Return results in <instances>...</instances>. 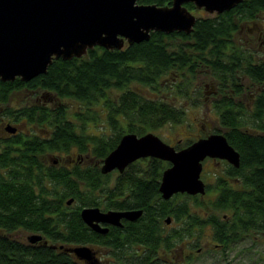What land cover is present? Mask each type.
Segmentation results:
<instances>
[{
	"label": "trees",
	"instance_id": "trees-1",
	"mask_svg": "<svg viewBox=\"0 0 264 264\" xmlns=\"http://www.w3.org/2000/svg\"><path fill=\"white\" fill-rule=\"evenodd\" d=\"M251 20L264 26V0H241L220 13L197 16L189 32L153 30L148 39L124 48L95 45L82 56L55 58L45 72L28 80L0 79L1 102L21 88L42 97L40 102L29 99L15 110H6L12 121L30 129L15 130L0 140V264H67L61 251L17 238L14 231L19 228L39 232L53 242L80 243L89 238L79 215L83 206L139 204L149 212L168 162L141 157L109 183L111 171H100L101 160L125 132L142 134L181 122L185 106L166 100L163 91L183 99L194 95L198 97L194 104H199L207 76L219 87L214 106L219 126L239 151V165L231 166L228 173L238 180L229 185L218 176L214 196L208 200L211 211L206 216L189 213L181 225L189 232L192 225L211 223L214 238L223 247L237 242L242 233L264 235V86L249 106L242 95L235 97L246 87L243 76L252 82L264 80V58L249 46L229 45L236 43L233 37L239 23ZM165 75L176 81L173 86H160ZM99 121L103 122L100 128ZM54 152L66 154L58 157L63 163L54 160ZM124 180L134 183L126 185ZM125 191L133 199L119 200ZM69 197H73L72 207L65 203ZM167 212L166 208L149 214L150 230L158 223L155 218Z\"/></svg>",
	"mask_w": 264,
	"mask_h": 264
},
{
	"label": "water",
	"instance_id": "water-1",
	"mask_svg": "<svg viewBox=\"0 0 264 264\" xmlns=\"http://www.w3.org/2000/svg\"><path fill=\"white\" fill-rule=\"evenodd\" d=\"M240 1L171 0L170 4H157L137 0H0V79L28 80L45 72L55 58L82 56L95 45L119 48L124 39L129 43L148 39L153 30L189 32L197 15L187 8L186 2L208 13H220ZM6 128L15 131L17 127L7 124ZM206 155L225 158L234 166L240 162L239 151L223 132L209 133L176 148L153 131H128L102 158L100 171H122L138 158L156 157L169 162L159 180L162 197L168 198L176 191L203 195L205 183L200 172ZM72 200L69 197L66 202ZM140 213L141 209L102 211L98 206L80 209L83 221L102 231L106 228H101L96 220L119 222L123 215L135 218ZM27 238L41 241L43 235L32 232ZM43 242L47 240L44 238ZM67 249L90 263L94 261V252L87 245Z\"/></svg>",
	"mask_w": 264,
	"mask_h": 264
},
{
	"label": "flooded vegetation",
	"instance_id": "flooded-vegetation-1",
	"mask_svg": "<svg viewBox=\"0 0 264 264\" xmlns=\"http://www.w3.org/2000/svg\"><path fill=\"white\" fill-rule=\"evenodd\" d=\"M259 28L260 26L256 23V21L251 20L248 22L244 21L239 23V28L237 29L236 34L233 37V39L236 40V43L235 44L230 43L229 45L230 46L243 45L244 47L249 46L251 47V49L254 48L256 50L255 55L257 57L264 58V53L261 55L260 50H258L259 45H257L258 48H255L254 46L255 42L260 40L259 44L262 45L263 47L262 51H264V31H262V29ZM242 31H244V35L240 34ZM132 43H129L126 39H124L122 45L119 48L127 47ZM171 78H172L171 75H165L163 80L161 81L160 86H173V83H175L176 81ZM241 83L242 86H256L254 93L260 91L261 86H264V80L258 82L256 81L252 82L251 80H247L245 76H243ZM207 84L208 86H210L209 89H207ZM202 87L201 90L203 93L202 95L203 98L205 100H209L211 104L210 109L216 111L217 114L215 113L214 121L212 120L209 121V119H207L206 117L207 116L206 112H203L200 118L196 120L198 122V126L201 127V132L199 135L196 136V138L201 136H206L212 132H223L218 127H215L217 126V124L219 126L218 111L214 107L215 101L218 99V97H220L219 87L217 86L216 82L213 83L212 79L206 81L205 78L203 79ZM26 91L27 93H29V96L33 95L36 97V99H38L40 96L38 92L34 93V91H30V90H26ZM14 92H12V94ZM163 92H162L163 93L162 96L172 104H177L181 98L176 93L169 94L167 90H164ZM253 95L255 96V94ZM196 98L198 97H195L194 95H190V98L187 97L185 99H187L189 103L194 104V100H196ZM11 99L12 97H9V99L6 102L0 101V140H3L2 137L5 138L15 133V131L7 130L6 128L7 124L15 125L17 127L16 130H19V127L21 126L18 122L12 121L11 117L7 116L8 114L6 110H8L7 108L11 109L10 106L8 105ZM28 101H26L25 103H28ZM249 101H251V99ZM201 102L202 101H200V103ZM194 105H198V104H194ZM246 105L249 106L250 102H246ZM207 111H208V107H207ZM0 144L2 143L0 142ZM2 149L3 148H0V151H2ZM209 160L211 161V163L215 164V167H219L218 171L217 170L212 171L213 175L217 173L216 175L223 178L229 185L230 184L234 185L237 182L238 180L237 177L228 174L231 166H234L232 163H230L225 158H219L208 155H206L202 159V169L200 172V177L202 175L206 176L204 173L205 172L204 164ZM58 161H60V159H58ZM221 163L224 164V167L220 166ZM139 165H142V167L145 166L144 163H140ZM167 165H169V162ZM113 170L116 173V175L123 171V170L118 171L117 169H113ZM212 178L214 180L215 177L212 176ZM159 180L160 177L158 179V185H159ZM202 180L205 183V190H206V185L208 182L205 181L204 179ZM141 182L147 183L149 182V180H142ZM123 183L128 185L134 183V181L124 180ZM157 190H158V195L154 199H152L151 203L149 204V208L151 206V210H149V212H147V208L145 205H139V204L124 205L122 207H114L113 205L110 204L108 206L97 205L102 211H106L109 209L112 210L141 209V213L135 218H129L123 215L119 218V222H115V221L113 222L111 221V219L96 220L95 222L101 228L103 227L106 228L105 231H102L100 229H94L93 227L85 223L80 216L84 225L88 228L89 231V238L87 239V241L80 243H69L63 241L53 242L49 238L43 236V239L45 238L47 242L44 243L43 239L38 242L47 244L57 251H61L63 255L67 256V260H66L67 264H188V262L194 258L195 254L200 252L202 249L204 250L210 249V253L213 251L222 253L230 247L229 244H226V246L223 247V242L214 238L213 227L209 222H205V223L211 226V232L208 234V237L205 238L203 244L201 245L198 244L199 238H198V233L196 232L198 225H192L189 229V232H186L187 228L181 225L182 221L188 219L189 213H193V214L200 213L198 215L206 216L209 212L210 207L207 206L204 211L199 212L197 211V208L196 211L190 210L189 206L185 204L184 205L185 212H184L182 211V203L181 204L176 203L173 202V200L179 196L181 197L185 196L190 199H196V198L202 199L204 195H201L200 193H187L186 191H176L172 193V195L169 196L168 198H164L162 197L158 189V186H157ZM128 191L119 194V200H122L123 198L133 199L132 194H130ZM99 194L104 195L103 190L99 189ZM162 200H164L165 202H162ZM72 201L70 203L67 202L65 203L66 205L72 207L74 205ZM166 208L169 210V212L162 215L160 219H157V221L155 218V222L158 223L150 230L147 222L149 220L148 217L149 214L157 215L160 211L162 210L164 211ZM79 215H80V210H79ZM167 218L169 219L167 220ZM173 221H175L176 223L173 224ZM183 232H185V234H183ZM14 235L20 239L17 233H15ZM243 236L246 237V234L242 233V236L239 237L237 242H240ZM140 237H141V241L139 239ZM23 241L31 242L28 240V238L27 240H23ZM234 243H236V241ZM74 245L89 246L94 252V257H93L94 261L90 263L89 259L78 257L72 250L67 249V247ZM194 248L195 251H193Z\"/></svg>",
	"mask_w": 264,
	"mask_h": 264
},
{
	"label": "rangeland",
	"instance_id": "rangeland-1",
	"mask_svg": "<svg viewBox=\"0 0 264 264\" xmlns=\"http://www.w3.org/2000/svg\"><path fill=\"white\" fill-rule=\"evenodd\" d=\"M186 5V4H185ZM187 6V5H186ZM187 8L195 13V15L200 14H208L203 9H196L194 5ZM210 14V13H209ZM264 26L260 25L261 29ZM262 29V31H264ZM240 34L244 35V31H242ZM260 40L256 41L254 46L255 48H258L257 45H259V50L261 52V55L264 53L262 51V45L259 44ZM206 81L211 80L209 76L206 77ZM213 83L215 81L213 80ZM210 85V84H209ZM202 87V86H201ZM203 88V87H202ZM210 86L207 84V89H209ZM256 86H246L242 88L241 93L235 94V97L241 96V100L246 104V102H253V94L255 91ZM12 99L9 101L8 105L11 109H16L22 105L29 99H32L33 101L40 102L42 101V97L39 96L38 99H36L35 96H29V93L24 88H21L20 90L15 91L12 94ZM251 99V101H249ZM49 99L43 100V102H48ZM201 103L198 105H194L189 103L187 99L180 98L178 105L183 103L185 106V116L184 119L181 122L178 123H165L164 125L152 129L149 131H153L158 136H160L164 141L172 144V145H180L183 146L186 144L189 140L196 138L197 135L201 132V127L198 126V122L196 121L200 116L203 114V112H206V117L209 119V121L215 120V113L216 111L213 109H210L211 104L209 100H205L203 96L201 97ZM208 107V111H207ZM100 128L103 125V122L99 121ZM125 123V121H124ZM20 124V123H19ZM221 131H223L222 127L217 126ZM30 129V125H21L19 130L27 131ZM96 131V129H94ZM109 130V128H108ZM141 134V133H140ZM54 156L56 157H62L64 158L66 156L65 153H58L54 152ZM72 155V153H71ZM73 156V155H72ZM60 159V163L64 162V159ZM89 158V157H88ZM87 158L83 159V161H86ZM91 159V158H90ZM167 162V161H166ZM221 167H224V164H220ZM218 171L219 167H215V164L211 163V161H207L204 164V173L206 176L202 175V179L207 181L206 190L204 192L203 198H196V199H190L188 197H176L173 202L176 203H184L187 204L192 211H204L206 207H210L208 200L214 196L215 190L214 185L216 183V179L218 176L215 173L213 175L212 171ZM116 173L113 171L110 172V179H108L109 183H113L115 179ZM214 176V180L212 178ZM200 200V201H199ZM211 208V207H210ZM209 208V211H211ZM220 213V211L218 212ZM200 213H197V215ZM202 217V216H200ZM176 222L173 221V224ZM17 233V235L20 237V239L27 240L28 234L32 233L33 231L25 230L22 228L17 229L14 231ZM196 232L198 233L199 243L203 244L205 238L208 237V234L211 232V226L209 224L203 223L197 227ZM242 236V234H241ZM240 236V237H241ZM244 237V236H243ZM241 238L240 242H236L233 245H231L228 249H226L222 253H218L216 251H213L210 253V249H202L200 252L195 254L194 258L188 262V264H264V235H261L260 233H254L251 232L248 237ZM195 251V248L193 249Z\"/></svg>",
	"mask_w": 264,
	"mask_h": 264
}]
</instances>
